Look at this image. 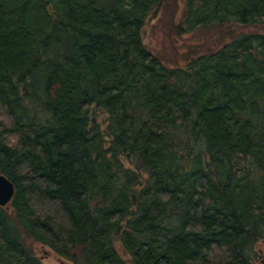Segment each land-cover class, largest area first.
I'll return each mask as SVG.
<instances>
[{
    "label": "trees",
    "instance_id": "1",
    "mask_svg": "<svg viewBox=\"0 0 264 264\" xmlns=\"http://www.w3.org/2000/svg\"><path fill=\"white\" fill-rule=\"evenodd\" d=\"M262 27L167 62L144 40ZM100 109L105 119H99ZM0 264H255L264 0H0Z\"/></svg>",
    "mask_w": 264,
    "mask_h": 264
},
{
    "label": "rangeland",
    "instance_id": "2",
    "mask_svg": "<svg viewBox=\"0 0 264 264\" xmlns=\"http://www.w3.org/2000/svg\"><path fill=\"white\" fill-rule=\"evenodd\" d=\"M182 7V0H180ZM173 7H164L155 15H152L144 30V40L149 48L167 62H177L183 64L186 59L193 57L196 54L202 53L210 48L219 46L228 42L232 36H237L242 32H253L254 30H262V27L241 28L235 25L232 28H225L223 31L212 30V32H198L195 34H186L182 36L174 35L171 31L170 23L179 20L180 15H169V11ZM99 113V119H105V113L100 109H96ZM26 244L34 250L38 256L44 258L47 264H62L63 262L72 264L70 261L61 259L56 256L48 247L42 246L32 239L26 238ZM256 251L259 256L255 260V264H264V242L256 246Z\"/></svg>",
    "mask_w": 264,
    "mask_h": 264
},
{
    "label": "water",
    "instance_id": "3",
    "mask_svg": "<svg viewBox=\"0 0 264 264\" xmlns=\"http://www.w3.org/2000/svg\"><path fill=\"white\" fill-rule=\"evenodd\" d=\"M14 194V183L5 174L0 173V206L9 207V203L11 202ZM62 264L69 263L63 262Z\"/></svg>",
    "mask_w": 264,
    "mask_h": 264
}]
</instances>
